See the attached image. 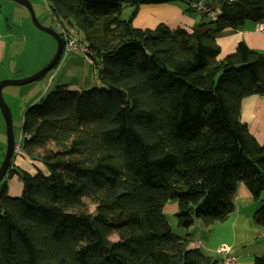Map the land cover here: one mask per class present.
<instances>
[{
  "label": "trees",
  "instance_id": "16d2710c",
  "mask_svg": "<svg viewBox=\"0 0 264 264\" xmlns=\"http://www.w3.org/2000/svg\"><path fill=\"white\" fill-rule=\"evenodd\" d=\"M47 1L101 59L106 88L59 85L23 115L22 149L49 176L11 162L6 178L18 172L24 191L0 189V264H217L163 210L176 200L186 230L223 224L243 183L264 226V143L240 119L243 101L264 95V55L242 42L220 58L217 45L224 30L263 21L264 0L220 2L219 20L193 31L135 29L149 0Z\"/></svg>",
  "mask_w": 264,
  "mask_h": 264
},
{
  "label": "crops",
  "instance_id": "0c3cea01",
  "mask_svg": "<svg viewBox=\"0 0 264 264\" xmlns=\"http://www.w3.org/2000/svg\"><path fill=\"white\" fill-rule=\"evenodd\" d=\"M149 1V3L139 7V11L132 22L138 29H155L158 25L165 24L172 29L183 28L193 31L197 27L199 28V26L208 24L210 21L202 12L190 9L189 0H177L174 2H165L164 0ZM130 9L133 12L134 9ZM260 26H264V20L261 22L247 21L237 30L227 29L218 34L217 45L221 48V55L219 57L223 58L233 53L237 45L242 42L254 51L264 55V32L260 31ZM17 39L22 40L23 37L19 36ZM0 47L1 65L3 44ZM241 107L240 119H242L243 123L247 124L249 132L257 139L259 144L264 143V95H253L245 99ZM24 141L25 139L21 130L20 140L16 144H20V152L14 153L15 157L12 161V169H19L32 176H36L39 173L49 176V171L42 162L32 159L23 151L22 146ZM22 185L19 178H13L12 181L7 183V186H9L8 196L11 198H21L23 195L22 191H24ZM235 195V212L227 222L223 224L219 223V225L211 228H206L200 222H195L194 226L187 230H182L178 226V230L181 233L178 236H190L194 239L193 245L212 256L214 260L220 259L219 246L226 245L230 247L231 253L238 259L237 264H255L256 259L264 258V226H257L252 220L259 210L261 202L253 200L251 192L243 183L239 184L237 194ZM164 213L167 218L165 211ZM168 222L170 223L169 220ZM170 225L173 232H175L173 225L171 223Z\"/></svg>",
  "mask_w": 264,
  "mask_h": 264
},
{
  "label": "rangeland",
  "instance_id": "374dc122",
  "mask_svg": "<svg viewBox=\"0 0 264 264\" xmlns=\"http://www.w3.org/2000/svg\"><path fill=\"white\" fill-rule=\"evenodd\" d=\"M29 2H31L35 11L34 14L42 26L51 27L59 34L62 33L61 23L53 16L49 1L29 0ZM131 14L130 8L125 9L123 19H128ZM64 27L65 33L70 34L76 41L87 43L82 41L78 32ZM134 27L136 29V26ZM19 36H22L23 39H17ZM0 43V46L2 44L4 46L0 65V82L12 77H15L12 78L14 80H20L34 75L52 61L58 48L56 40L51 35L34 27L29 11L12 0H0ZM100 61L101 59L96 57L92 50L89 51L88 55L81 51L64 53L58 65L42 80L24 86L4 88L2 90L3 97L12 112L16 144L20 140L23 115L31 106L40 104L44 97L59 85L66 84L71 91L106 88L99 75ZM6 141L5 121L0 113V167L6 152ZM16 171L20 172L19 169ZM18 174L17 172L12 177L4 179L0 184V189L3 184L12 181L13 178L18 179ZM22 184L24 187L23 182ZM8 190L9 186H7L6 191L9 195ZM84 202L87 204L88 213L94 215L96 206L87 199ZM163 211L166 212L168 220L173 225L174 233L177 236L181 235L178 230V223H176V214L179 211L178 202L176 200L169 201ZM182 230L184 229L182 228ZM109 239L113 242L119 240L116 235H112ZM192 240L194 241V239Z\"/></svg>",
  "mask_w": 264,
  "mask_h": 264
},
{
  "label": "water",
  "instance_id": "95a60500",
  "mask_svg": "<svg viewBox=\"0 0 264 264\" xmlns=\"http://www.w3.org/2000/svg\"><path fill=\"white\" fill-rule=\"evenodd\" d=\"M12 1H15L18 4L24 6L29 11L34 27L51 35L53 39L56 40L58 48H57V52L54 58L52 59V61L45 68L41 69L34 75L24 78V79H20V80H14L11 78V79H6L0 82V111L3 115L2 117L5 120V126H6L5 129H6V135H7L6 152H5L1 167H0V184L4 181L3 179H5L8 175L9 168H10L9 166H11V162L14 157V152L16 148V142L14 141L15 134H14V129H13L14 127H13L12 112H11L9 105L6 104L7 102L5 101L3 97L2 90L9 86L11 87L12 86H24V85L32 84L36 81L42 80L44 76H46L51 70L55 68V66L57 65L56 63L60 61L62 54H63L62 50L64 47V41H63V38H61L62 37L61 34L56 32L51 27H44L40 24V22L37 19L36 14H34L35 11L33 9L31 2H29V0H12ZM209 6H213V4H210Z\"/></svg>",
  "mask_w": 264,
  "mask_h": 264
},
{
  "label": "built area",
  "instance_id": "2783aa9c",
  "mask_svg": "<svg viewBox=\"0 0 264 264\" xmlns=\"http://www.w3.org/2000/svg\"><path fill=\"white\" fill-rule=\"evenodd\" d=\"M238 0H189V8L195 11L202 12L210 21L216 22L218 21L222 14V11L218 6V3L224 2L227 4H233L236 3ZM210 4H213V6H209ZM260 31L264 32V26H260ZM63 30V41H64V47H63V54L64 53H72L81 51L82 53L88 55L90 45L87 43H80L79 41H76L72 36ZM23 138L25 140H30V136L24 135ZM20 148V144L16 145L15 153L18 152ZM6 215L5 210L2 208L0 204V217H4ZM219 253H220V259L218 260L217 264H237L238 259L236 256H234L231 253V249L229 246L226 245H220L219 246Z\"/></svg>",
  "mask_w": 264,
  "mask_h": 264
},
{
  "label": "flooded vegetation",
  "instance_id": "af4514ba",
  "mask_svg": "<svg viewBox=\"0 0 264 264\" xmlns=\"http://www.w3.org/2000/svg\"><path fill=\"white\" fill-rule=\"evenodd\" d=\"M62 35H63V33H62ZM62 37H63V36H62ZM62 37H61V38H62Z\"/></svg>",
  "mask_w": 264,
  "mask_h": 264
}]
</instances>
